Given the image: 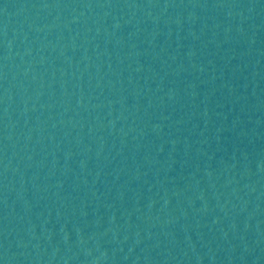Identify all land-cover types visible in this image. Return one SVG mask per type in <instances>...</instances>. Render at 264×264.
Here are the masks:
<instances>
[{
	"label": "water",
	"instance_id": "95a60500",
	"mask_svg": "<svg viewBox=\"0 0 264 264\" xmlns=\"http://www.w3.org/2000/svg\"><path fill=\"white\" fill-rule=\"evenodd\" d=\"M0 264H264V0H0Z\"/></svg>",
	"mask_w": 264,
	"mask_h": 264
}]
</instances>
